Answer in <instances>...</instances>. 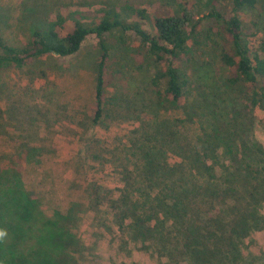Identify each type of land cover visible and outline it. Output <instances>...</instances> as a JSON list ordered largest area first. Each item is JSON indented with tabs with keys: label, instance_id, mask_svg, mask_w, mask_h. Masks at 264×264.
<instances>
[{
	"label": "rangeland",
	"instance_id": "obj_1",
	"mask_svg": "<svg viewBox=\"0 0 264 264\" xmlns=\"http://www.w3.org/2000/svg\"><path fill=\"white\" fill-rule=\"evenodd\" d=\"M164 1L0 0V26L9 43L22 45L46 17L61 16L69 24L74 12L86 14V20L97 17L105 5L122 10L120 5L126 3L129 10L146 12L141 27L155 34L156 11L174 7L163 5ZM192 14L201 19L203 13L193 9ZM262 15L263 31L251 37L252 44L264 37ZM206 22L201 19L199 27ZM114 40L108 36L110 43ZM198 40V45L189 41L190 53L179 60L188 85L178 108L160 100L151 83L153 66L146 48L132 37L115 43L109 49L103 111L96 124L91 119L101 51L95 37L88 36L72 55H48L21 69L0 72V170H14L9 171L11 182L22 185L43 215L64 216L61 224L74 237L67 251L75 264H166L155 246H143L133 237L129 219L123 226L118 198L123 199L121 189L125 176L129 177L125 170L142 166L136 149L144 135L152 138L156 131L166 135L177 130L193 142L201 127H210L217 101L237 105L241 88L226 83L219 47L204 36ZM255 114L264 117V102ZM254 139L264 144V126L256 129ZM167 160L172 164L178 158L168 155ZM134 180L137 186L142 183L139 175ZM10 203L0 212V226L7 232L24 222L12 212L15 202ZM71 205L69 216L65 213ZM27 227L30 237L20 238V231L13 235L19 246L0 248V264L24 260L25 243L35 240L36 231L48 230L34 220ZM241 258L234 264H264V228L245 239Z\"/></svg>",
	"mask_w": 264,
	"mask_h": 264
},
{
	"label": "trees",
	"instance_id": "obj_2",
	"mask_svg": "<svg viewBox=\"0 0 264 264\" xmlns=\"http://www.w3.org/2000/svg\"><path fill=\"white\" fill-rule=\"evenodd\" d=\"M168 4L174 7H161L152 17L155 34L141 27L146 12L129 10L126 3L120 5L122 10L115 4L105 5L97 17L86 20V14L74 12L69 24L61 16L46 17L22 45L9 43L0 26V72L21 69L48 55H72L88 36L95 37L101 51L91 119L96 124L103 111L109 49L115 43L132 37L146 48L153 66L152 85L161 101L178 108L188 85L179 60L190 53L189 41L198 45V36L215 41L220 63L226 67V83L241 88L237 105L217 101L210 127H201L193 142L177 130L166 135L156 131L152 138L144 135L136 149L142 166L125 170L129 177L124 178L123 199L120 196L118 201L123 207V226L129 219L127 227L133 237L143 246H155L166 264H234L242 259L245 239L264 228V144L254 139L256 129L264 126V117L255 114L264 102V37L251 42V37L263 31L264 0L163 3ZM193 9L207 20L203 28L199 27L201 19L193 17ZM111 35L115 43L108 41ZM168 155L178 160L170 164ZM9 171L14 170H0V212L13 200L12 212L24 222L8 232L0 226L8 234L0 238V248L19 246L13 237L19 231L20 238L30 237L25 225L34 220L46 225L47 233L36 231L35 240L25 243L24 260L18 264H75L67 251L74 237L61 224L64 216L43 215L22 185L11 182ZM135 175L142 179L138 186ZM72 206L65 214L70 216Z\"/></svg>",
	"mask_w": 264,
	"mask_h": 264
},
{
	"label": "clouds",
	"instance_id": "obj_3",
	"mask_svg": "<svg viewBox=\"0 0 264 264\" xmlns=\"http://www.w3.org/2000/svg\"><path fill=\"white\" fill-rule=\"evenodd\" d=\"M4 235H5V233L0 231V238H2Z\"/></svg>",
	"mask_w": 264,
	"mask_h": 264
}]
</instances>
